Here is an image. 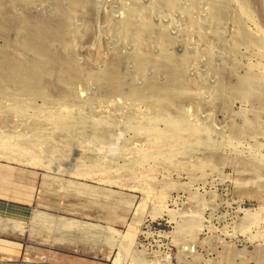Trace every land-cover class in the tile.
I'll return each instance as SVG.
<instances>
[{"label":"rangeland","instance_id":"1","mask_svg":"<svg viewBox=\"0 0 264 264\" xmlns=\"http://www.w3.org/2000/svg\"><path fill=\"white\" fill-rule=\"evenodd\" d=\"M83 1L84 10L75 20L78 34L72 42L74 48L66 50V56L75 57L87 71L104 74L113 52L122 57L142 52L130 41L116 37L122 15L129 14L136 24H167L164 27L172 44L164 47L147 34L145 51L153 56L165 49L189 55L186 78L195 98L183 101L184 116L202 129L212 127L215 143L179 148L172 159H142L149 138L130 126L149 111L146 104L125 96L109 97L107 88L83 72L73 89L80 104L71 111L88 116V121L78 116L85 126L69 134L55 131L47 123L40 133L54 139L47 147L58 150L54 153L63 169L50 171L0 159L37 191L32 219L24 223L0 221V235L3 227L21 228L25 245L17 259L0 251V264H264L258 256L264 251V132L233 136V131L254 121L259 112L264 123V110L256 99L227 96L219 90L222 80L225 87H232L249 78H264L260 41L264 38V0H251L252 15L239 0H175L172 8L158 6L154 0ZM56 2L42 0L32 5L30 0H14L12 9L14 14L25 10L52 19ZM216 6L224 12L213 18L211 11ZM9 8L7 4L5 9ZM203 15L208 16L205 19ZM9 33L14 34L13 30ZM98 35L101 40L98 38L97 44ZM95 45L104 55L82 52ZM60 50V44L55 43L52 51ZM120 69L125 91L133 85L145 87L148 80L166 82V74L151 66L145 76L138 75L130 62ZM0 101V120L8 121L0 125V135H24L22 139L29 141L35 132L29 127L34 109L20 117L10 110L13 102L2 97ZM36 104L37 109H46L42 100ZM48 110L41 111L56 112ZM99 119L104 122L96 129L93 124ZM101 131L111 134L116 144L99 139ZM202 137L206 138L204 132ZM33 143L38 144L36 140ZM37 146L34 151L42 149ZM70 161L78 164L76 174L81 176L71 172Z\"/></svg>","mask_w":264,"mask_h":264},{"label":"bare ground","instance_id":"2","mask_svg":"<svg viewBox=\"0 0 264 264\" xmlns=\"http://www.w3.org/2000/svg\"><path fill=\"white\" fill-rule=\"evenodd\" d=\"M40 1L42 0H30L32 5H36ZM56 1L57 4L53 10V18L48 19L42 17L39 13H32V11L25 12V10H20V12L14 14L12 9L14 0H0V40L4 42V45H0V97L7 98L9 101L13 102L10 106V110H12L14 114L16 113L18 116L23 117L28 109H34L35 115L32 119L31 126H29L35 132L33 136L30 137L29 141L22 139L25 138L24 135L11 137L8 135L3 136V134L0 135V139L6 138L4 141L0 140V151H3L0 152V159L25 163V165L28 166H40L50 171H59L63 168L60 159L57 158L54 153L58 150L53 149L52 146L51 148L47 147L54 139L40 134L43 133L41 130L42 127L49 123L55 131L58 130L69 134H76L80 125L83 127L85 126L84 122L78 121L79 117L81 116L83 119H88L86 115L81 114L79 116V113L76 112L73 114L71 111L72 108L79 107L80 104L78 99L73 96V89L81 82V74L87 70L79 65L75 57L66 56V50L74 48L72 42L78 34L75 20L77 14L84 10L85 3L83 0ZM154 1L158 6H165L168 8H172L175 4V0ZM239 1L244 9H246L244 11L252 15L253 10L250 6L251 0ZM7 4L10 7L9 10L5 9ZM150 5L151 3L149 6ZM118 7L120 8V6ZM218 7L219 6L213 7V11H211L213 18L218 17L219 13L224 12L223 8ZM98 9L101 10V7ZM207 16H204L205 19ZM116 19L118 20V18ZM159 20H161V17ZM97 21H99L98 18L96 22ZM102 21L101 24L103 25ZM119 22L121 27L116 37L118 39H123L124 42L130 41L135 47H138L139 50L142 49V52H131L124 57L113 52L111 59L107 61L108 68L104 74L95 72L92 69H89L87 72L89 73L88 76L90 79L97 81L102 88H107L109 90V97L125 96L128 100L146 104L149 111L145 113L140 122L130 126L136 133L145 134L147 138H149L147 139V150L142 155V159H172L179 148H184L186 146H204L203 144L206 141L211 144L213 142L215 143V141L211 139L212 133L216 132H214L212 127L209 126L202 129L199 125L189 123L184 116L182 108L183 101L185 99L190 100L195 98V93L190 89V82L186 78V70L189 66L188 61L190 59L189 55H177L165 49L158 56H153L148 51H145L147 47V34L152 38L154 35V39L160 41L164 47H168L172 44V38L164 27L167 24L160 27H156L150 21H142L136 24L129 14L122 15L119 18ZM109 23L107 25H109ZM106 29L108 30V28ZM9 30H13V36L9 33ZM95 32L97 31L95 30ZM99 35L96 38L97 44L98 40L99 42L101 40ZM243 37L245 38L244 35ZM260 41L262 46H264V38L260 39ZM117 42L119 43V41ZM55 43H59L61 47V50L56 53L52 51V47ZM75 47H77V45ZM193 48L196 49V47ZM83 49L84 51L82 52H85L84 54L90 53L91 55L99 56L100 53H102L98 45L90 49ZM112 49H114V46ZM112 49L109 47V50ZM102 54L104 55V53ZM100 57H98V59ZM102 59L107 60L103 57ZM124 62L125 64H129V62L133 63L138 75L142 76H145L147 67L151 66V68L157 72L166 74V82L161 84L156 79L148 80L145 87L141 88L140 86V88H137L133 85L128 91H125V81L120 69ZM199 70L201 71V69ZM192 74L193 71H191V75ZM205 74L206 73L203 75ZM198 76L200 75L198 74ZM256 78L244 79L245 81L242 80L238 85L232 87H225V80H222L223 82L219 90L226 91L225 93L227 96H239L244 100L256 99L261 103L262 110H264V78L261 80ZM210 83L212 84L213 82ZM214 84L216 83L214 82ZM209 98H211V96ZM38 99L43 101V108H46L42 109V107H39L41 110L45 111L53 108V111L56 109V112L54 111L55 114H45L40 109H37L36 107L38 106H36V101ZM54 104L57 105L55 109L53 107ZM2 108L3 106L0 104V109ZM257 114V118L254 121L247 122L244 128L237 129L236 131L232 130L233 136L241 137L247 134L264 132V123L260 120L261 112ZM103 122L102 119H99L96 120L94 124L92 122V124L98 129ZM6 123H8L7 120H0V125ZM74 123L78 125L74 126ZM159 124L163 125V130L157 127ZM203 132L206 134V138L202 137ZM99 133H101L99 134V139H104L105 141L110 140V143L116 144L111 134L109 135L103 131ZM215 137L216 136H214V138ZM33 140H36L38 143L37 145L41 146L42 149L34 151L33 148L37 145L33 143ZM68 163L73 167L71 168V172L74 175H79L76 174L79 172L78 164L71 161ZM111 163L112 161L109 162V164ZM258 256L264 261V251L259 252Z\"/></svg>","mask_w":264,"mask_h":264},{"label":"crops","instance_id":"3","mask_svg":"<svg viewBox=\"0 0 264 264\" xmlns=\"http://www.w3.org/2000/svg\"><path fill=\"white\" fill-rule=\"evenodd\" d=\"M14 171L13 167L0 162V221L24 223L34 217L33 205L37 191L34 184H29L28 187L25 184L26 178L22 174L15 175ZM22 232L24 231H21V228L17 229L15 226L3 227L0 251L10 254L13 259L21 257L25 247Z\"/></svg>","mask_w":264,"mask_h":264}]
</instances>
